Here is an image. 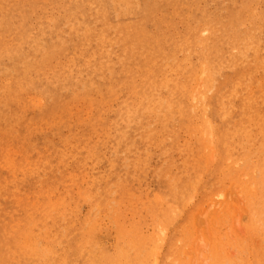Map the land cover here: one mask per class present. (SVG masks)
I'll return each instance as SVG.
<instances>
[{
	"label": "bare ground",
	"instance_id": "1",
	"mask_svg": "<svg viewBox=\"0 0 264 264\" xmlns=\"http://www.w3.org/2000/svg\"><path fill=\"white\" fill-rule=\"evenodd\" d=\"M0 198V263L139 262L206 201L264 227V0H0Z\"/></svg>",
	"mask_w": 264,
	"mask_h": 264
},
{
	"label": "rangeland",
	"instance_id": "2",
	"mask_svg": "<svg viewBox=\"0 0 264 264\" xmlns=\"http://www.w3.org/2000/svg\"><path fill=\"white\" fill-rule=\"evenodd\" d=\"M84 113H86V112H84ZM63 133L65 134L66 132H63ZM94 139H96V138H94ZM155 153H157L159 160H158V158H156ZM105 155H107V157H110L111 154L109 153V151H105ZM119 158H120L119 159V165L121 168L126 169L127 167H129L128 162L130 163V160H129L127 154L122 152L119 154ZM124 159H125V161H124ZM160 160L161 159H160V155H159L158 151L154 150L150 153V162L148 161L149 162L148 166H149V170L151 172L155 168V166L160 162ZM84 166H85L84 167L85 171L89 170L91 163L84 164ZM102 166H103V168H102ZM135 168H136V164H133L128 169V171H126V172L128 174L129 173L133 174ZM94 169L96 172H101L103 175L105 174L104 165H100V166L95 165ZM151 172H150V174H151ZM124 175H126V173ZM148 181H149V185H151V187L153 188L152 180H150V178H148ZM235 190H236V188H234L232 190L231 196H228L227 194H224V195L221 194L222 196L217 195L215 198V201H217V199H219V201H223V200L229 199V197H232L235 201L241 199L242 195L239 194V192H238L239 190L237 189L238 191L236 190L237 191L236 193H235ZM199 200L201 201V196H199V198L192 199V201H190V204L195 203L197 205L200 202ZM0 201H2L1 198H0ZM207 203L210 206L206 205ZM211 203L209 201H206L205 204L203 203L204 204L203 208L201 207L197 212L198 213L197 214L198 219L200 220L199 222L200 223L202 222L201 226L204 230L202 228H200V229H202L201 232H199V233L194 232V234H193L194 236L199 235V238H197L198 236L194 237V240H195V238L198 239V240H195V242L196 241L197 242L196 243L194 242V245L192 244L193 242H191L189 244V241L185 240L186 239L185 237H189L191 235H189L190 233L186 234L185 233L186 231L182 229V225H181L182 222L181 221L183 218H181L178 222H176L173 227H169L168 222H165L163 225L161 224V226L158 227L161 233H158V232H157V234L151 233L152 227H150V228L148 227V230H147L148 232L146 233L149 236L151 235L150 237L149 236L148 237L153 238V240H155L157 238L159 240V243H161L163 241V239H164V241L160 245L158 244L156 247L154 245V247H150V248L146 249L145 251L148 250L147 252L141 251L142 253L140 255L139 262L137 260H136V262L135 261H129V264H141L144 260L146 261V262L145 261L143 262L144 264H216L217 262H218V264H220L219 260H216V258H215L216 255L214 256V254H218V256H217L218 259L219 258L221 259V257H223L222 259H224V260L225 259L227 260L228 258L231 260V263H226V261L221 262V260H222L221 259L220 260L221 264H224V263L225 264H234V263L235 264L236 263L237 264H262V262L264 264V227L259 228V229L251 227L248 223L249 222L248 217H246L245 214H242L243 211L237 210V216L233 217V219L235 218V220H237V221L234 220L235 221L234 226H236V228L233 226L232 227L233 231L229 228H222V227L214 228L211 226V224L209 222L210 212H211V210L214 209V206ZM204 207H206V208L204 209ZM83 209H86V207H84ZM203 210H204V212L205 211L206 212L204 213ZM200 211H202V213ZM129 218L127 219L128 221H129ZM128 221H126L127 226H123L122 230L128 229V227H129ZM262 221L264 222V219H262ZM113 223H115V222H113V220L111 222L109 220H106V223H105V228L107 229V231L109 232V230H110L112 232V233H110L109 236H104V235H106V232H107L106 231V232H103L101 235H98V238L96 237L98 239V241L101 242V245L103 246V248L106 249L110 253V255L115 254V244H114L115 239H113V238H114V235H116V232L119 231V229L116 228V226L114 227L112 225ZM107 224H109V225H107ZM201 226L199 225V227H201ZM175 231H177V232H175ZM152 234H154V236H156V237H153ZM108 243H109V245H108ZM191 245H193V246H191ZM157 247H158V249H156ZM151 250L156 251L157 258L155 257L154 253L151 252ZM149 252L151 254L153 253V256ZM144 253L145 254L147 253L148 255L146 254L147 255L146 256ZM220 253L223 254V256H220ZM233 254H236L237 256H241L242 259L240 257L235 256V255H234L235 257L230 258V256L231 255L233 256ZM192 256H193V258H192ZM153 257L157 259V262H156V259L154 260ZM142 258H143V261H142ZM213 258H214V260H213ZM235 258H237L239 260L236 261L237 259L235 260ZM150 260L154 263H152ZM232 260H233V262H232ZM239 261H240V263H238ZM24 263H26V262H24V261L23 262L22 261H19V262L10 261L9 263H0V264H24ZM26 264H32V263L28 262ZM73 264H82V263L76 262Z\"/></svg>",
	"mask_w": 264,
	"mask_h": 264
}]
</instances>
